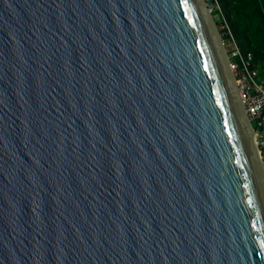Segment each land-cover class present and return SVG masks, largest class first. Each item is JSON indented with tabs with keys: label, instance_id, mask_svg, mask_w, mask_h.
Listing matches in <instances>:
<instances>
[{
	"label": "water",
	"instance_id": "1",
	"mask_svg": "<svg viewBox=\"0 0 264 264\" xmlns=\"http://www.w3.org/2000/svg\"><path fill=\"white\" fill-rule=\"evenodd\" d=\"M207 0H0V264H264V165Z\"/></svg>",
	"mask_w": 264,
	"mask_h": 264
},
{
	"label": "built area",
	"instance_id": "2",
	"mask_svg": "<svg viewBox=\"0 0 264 264\" xmlns=\"http://www.w3.org/2000/svg\"><path fill=\"white\" fill-rule=\"evenodd\" d=\"M208 1L211 14L218 17L220 21L221 31H223L221 37L225 49L227 40L236 47L231 57L228 52L227 54L229 56V66L236 79L247 117L254 129L257 127L259 121L263 120L262 128L256 135V146L264 165V78L260 79L261 75H264L263 70L255 62L252 53H248L245 56L242 52L232 26L223 12L219 1Z\"/></svg>",
	"mask_w": 264,
	"mask_h": 264
},
{
	"label": "trees",
	"instance_id": "3",
	"mask_svg": "<svg viewBox=\"0 0 264 264\" xmlns=\"http://www.w3.org/2000/svg\"><path fill=\"white\" fill-rule=\"evenodd\" d=\"M240 43L264 73V0H218Z\"/></svg>",
	"mask_w": 264,
	"mask_h": 264
},
{
	"label": "rangeland",
	"instance_id": "4",
	"mask_svg": "<svg viewBox=\"0 0 264 264\" xmlns=\"http://www.w3.org/2000/svg\"><path fill=\"white\" fill-rule=\"evenodd\" d=\"M207 1H208V0H207ZM208 2H209V1H208ZM216 13H217V12H216ZM215 20H216V22H217V25L219 24V25H218V30H219V32H220L221 35H222L223 31H221V25H220V21H219L218 17L215 16ZM236 38H237L238 45H239V47L241 48L242 52L244 53L245 56H247V54L249 53V51H247V46H246V44L243 43V42L240 43L239 38L237 37V35H236ZM226 50H227L229 56L231 57V56H232V52H233L234 50H236V47H235L233 44H231V43L229 42V40H227ZM263 78H264V75L262 74L261 77H260V79H263Z\"/></svg>",
	"mask_w": 264,
	"mask_h": 264
},
{
	"label": "clouds",
	"instance_id": "5",
	"mask_svg": "<svg viewBox=\"0 0 264 264\" xmlns=\"http://www.w3.org/2000/svg\"><path fill=\"white\" fill-rule=\"evenodd\" d=\"M213 16H214V15H213ZM214 18H215V16H214ZM215 21H216V20H215ZM216 23H217V22H216ZM218 25H219V24H218ZM218 25H217V26H218ZM219 33H220V32H219ZM220 34H221V33H220ZM225 50H226V49H225ZM226 52H227V51H226ZM249 53H250V52H249ZM253 56H254V55H253ZM254 59H255V58H254ZM255 129H256V128H255Z\"/></svg>",
	"mask_w": 264,
	"mask_h": 264
}]
</instances>
